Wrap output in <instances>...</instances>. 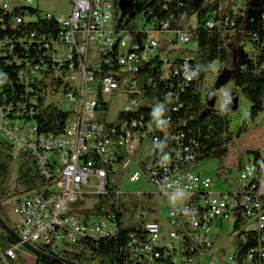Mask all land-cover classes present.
Listing matches in <instances>:
<instances>
[{
    "label": "built area",
    "instance_id": "obj_1",
    "mask_svg": "<svg viewBox=\"0 0 264 264\" xmlns=\"http://www.w3.org/2000/svg\"><path fill=\"white\" fill-rule=\"evenodd\" d=\"M33 1L0 0V10L11 13L20 32L0 38V58L19 67L21 88L12 87L10 96L0 68V134L16 152L35 158L47 187L1 201L15 212L22 240L0 249V264L19 259L36 264L38 256L26 243L65 257L81 240L97 243L127 226L124 264H240L239 245L250 234L257 244L244 263L263 264L264 177L252 185L250 161L236 176L226 169L216 172L227 185L217 189L212 176L194 170L196 139L180 120L174 122L186 106L183 83H192L198 73L193 65L198 14L185 12L158 24L142 13L126 14L124 0H73L68 15L44 12L56 19L58 31L39 38L19 30L28 18L13 13ZM246 1H236V17L244 16ZM236 17L220 13L205 27L234 28ZM17 46L26 54L33 48L35 57H22ZM117 96L126 104L112 118L108 112ZM41 102L42 108L68 113L63 129L40 130L35 116ZM89 107H97V118H89ZM128 182L154 190L128 191ZM174 195L183 202L174 204ZM157 198L168 202V223L160 218ZM88 199L93 203L86 207ZM82 202V209L92 212L78 213ZM229 219L234 232L227 238L223 227Z\"/></svg>",
    "mask_w": 264,
    "mask_h": 264
},
{
    "label": "trees",
    "instance_id": "obj_2",
    "mask_svg": "<svg viewBox=\"0 0 264 264\" xmlns=\"http://www.w3.org/2000/svg\"><path fill=\"white\" fill-rule=\"evenodd\" d=\"M119 0H116L118 2ZM122 1V0H120ZM125 13H142L149 21H164L171 16L177 17L182 13H197L199 23L194 30L199 50L193 65L198 66V73L192 83H183L182 100L185 108L174 114V122L181 121L184 129L198 143V161L209 160L213 156L222 159L235 137L230 130L232 116L231 111L218 109L210 100H203L204 78L211 65L215 61L221 62L226 68L233 71L232 79L235 81L238 92L242 93L251 103L249 122L237 132V137L252 129L250 124L256 122L264 113V0H247V10L244 16L234 15L233 6L237 0H225L220 9V0H124ZM124 10V9H123ZM133 12V13H132ZM15 14L26 17L27 14L36 16L33 20L28 19L19 26L22 32H35L36 37L46 34H54L58 31V23L55 18L43 17L42 11L32 6H21L14 9ZM221 14L229 13L236 18V26L231 25L223 29H209L205 22L211 16L220 18ZM12 15L0 10V38L5 36H18V28L12 25ZM6 27L5 29H3ZM233 29V31H232ZM248 46L251 49L248 50ZM37 51V50H36ZM17 52L21 56L34 58L35 50L32 48L28 54L17 46ZM25 55V56H24ZM0 68L4 72L1 79L3 87L11 96L13 90L18 88L17 65H6L0 58ZM43 101V100H42ZM35 116L41 131L57 132L63 129L68 113L49 106L42 108ZM181 129V128H180ZM14 147L5 141H0V215L16 232L19 226L8 214L7 207L1 201L23 193L40 191L47 187V183L40 177L35 158L27 152H20V167L17 176V186L9 190L7 183L11 173L14 158ZM255 159L251 163L256 168V177L252 185H260L263 176L261 152L255 151ZM223 170L221 166L216 172ZM21 187V188H19ZM82 204L77 205L76 211L80 214H89L92 210L82 209ZM96 212L103 213L102 207L96 206ZM239 226V224L237 225ZM130 226L121 228L118 236L113 238H101L94 243L90 240H81L64 254L65 258L79 264H124L123 257L126 256L128 235ZM247 242H240L238 261L245 264L244 259L250 248L256 246L257 240L254 235H248ZM16 243L0 225V249H8ZM15 264H28L21 259ZM36 264H59L47 258H38ZM264 264V261H263Z\"/></svg>",
    "mask_w": 264,
    "mask_h": 264
},
{
    "label": "rangeland",
    "instance_id": "obj_3",
    "mask_svg": "<svg viewBox=\"0 0 264 264\" xmlns=\"http://www.w3.org/2000/svg\"><path fill=\"white\" fill-rule=\"evenodd\" d=\"M72 3L73 0H34L32 4L27 5L40 9L42 14H44V12H51L55 16H64L68 15L72 11ZM26 17L31 19L35 18L36 16L27 14ZM247 48L250 50L251 46H248ZM226 69L227 68L219 61H215L211 65L208 73L206 74L204 93L207 100L215 96V107L218 109H223L229 102L235 101L237 107L230 110L232 116L230 130L233 132L235 139L228 148L226 155L222 159L217 156H213L209 160H203L201 164H196L194 167L196 172L199 171L203 175L212 176L215 179V186L217 189H225L227 188V185L218 178L216 171L221 166H223V169L228 171V175L236 176L238 169L242 167V165L255 159V151L261 152L262 168L264 174V126L259 128L264 115H261L256 122H252L250 124L252 129L249 132L243 134L241 137H237V132L244 126L246 122H249L248 119L250 115L251 103L242 93L238 92L235 81L232 78H229L226 84L221 88H216L220 74H222ZM125 104L126 99L124 96H117L114 98L108 112V116L112 118L115 117L117 112L122 109ZM0 141H6V138L1 134ZM19 167V153L15 151L11 166V173L7 183L9 190H14L17 186ZM124 188L128 191L154 190L152 185L143 184L141 182H128ZM171 200L174 202V204H180L183 202L184 197L174 195L171 196ZM92 203L93 200L88 199L85 206L89 207L92 205ZM157 206L160 218L164 222L167 220L168 223V202L161 198H157ZM7 211L11 219L16 221L17 216L11 207H8ZM224 223L223 233L225 234L224 236H227L228 238L229 234L234 232V220L229 219ZM230 251L231 250H229V252Z\"/></svg>",
    "mask_w": 264,
    "mask_h": 264
},
{
    "label": "water",
    "instance_id": "obj_4",
    "mask_svg": "<svg viewBox=\"0 0 264 264\" xmlns=\"http://www.w3.org/2000/svg\"><path fill=\"white\" fill-rule=\"evenodd\" d=\"M232 76H233V71L227 68L219 77L217 84H216V88L217 89L221 88L223 85L226 84V82L229 80V78H232ZM213 104L215 105V96L213 97ZM236 107L237 106H236V103L234 101V102H229L223 109L230 111L231 109L236 108ZM0 225L17 242H20L22 240L21 236L18 234V232H16L14 229H12L9 226V224L1 217V215H0ZM25 246L29 250H31L34 254H36L38 256V258H47V259L55 261L59 264H79V263L72 261V260H69L65 257H56V256H53V255L48 254L46 252H43L32 244L26 243Z\"/></svg>",
    "mask_w": 264,
    "mask_h": 264
},
{
    "label": "bare ground",
    "instance_id": "obj_5",
    "mask_svg": "<svg viewBox=\"0 0 264 264\" xmlns=\"http://www.w3.org/2000/svg\"><path fill=\"white\" fill-rule=\"evenodd\" d=\"M125 1L123 3V9L125 10ZM89 118H97V107H89ZM249 171L252 173V181L256 177V168L252 163H249Z\"/></svg>",
    "mask_w": 264,
    "mask_h": 264
},
{
    "label": "crops",
    "instance_id": "obj_6",
    "mask_svg": "<svg viewBox=\"0 0 264 264\" xmlns=\"http://www.w3.org/2000/svg\"><path fill=\"white\" fill-rule=\"evenodd\" d=\"M50 13H51V12H50ZM263 115H264V114H263ZM261 126H264V118H263V120H262L261 125L259 126V128H260Z\"/></svg>",
    "mask_w": 264,
    "mask_h": 264
},
{
    "label": "flooded vegetation",
    "instance_id": "obj_7",
    "mask_svg": "<svg viewBox=\"0 0 264 264\" xmlns=\"http://www.w3.org/2000/svg\"><path fill=\"white\" fill-rule=\"evenodd\" d=\"M220 76H221V74H220ZM220 76H219V77H220Z\"/></svg>",
    "mask_w": 264,
    "mask_h": 264
}]
</instances>
